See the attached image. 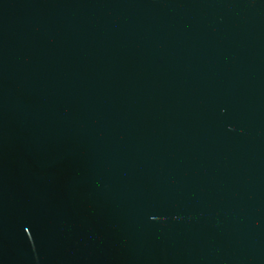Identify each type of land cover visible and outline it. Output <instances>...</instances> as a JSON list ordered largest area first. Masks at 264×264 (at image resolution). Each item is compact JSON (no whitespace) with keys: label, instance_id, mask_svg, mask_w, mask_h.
<instances>
[{"label":"water","instance_id":"obj_1","mask_svg":"<svg viewBox=\"0 0 264 264\" xmlns=\"http://www.w3.org/2000/svg\"><path fill=\"white\" fill-rule=\"evenodd\" d=\"M0 264H264V0H0Z\"/></svg>","mask_w":264,"mask_h":264}]
</instances>
